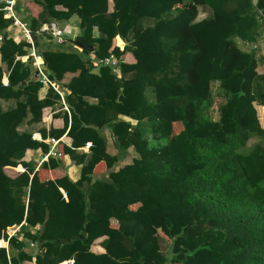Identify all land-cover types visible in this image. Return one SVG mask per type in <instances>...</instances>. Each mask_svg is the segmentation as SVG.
<instances>
[{
	"label": "trees",
	"instance_id": "trees-1",
	"mask_svg": "<svg viewBox=\"0 0 264 264\" xmlns=\"http://www.w3.org/2000/svg\"><path fill=\"white\" fill-rule=\"evenodd\" d=\"M34 2L38 15L22 18L33 36L74 20L81 32L64 42L94 48L38 50L69 111L35 139L61 96H39L32 58H17L29 45L7 37L0 3V238L19 227L0 264H264V0ZM64 133L71 143L40 170L25 160Z\"/></svg>",
	"mask_w": 264,
	"mask_h": 264
},
{
	"label": "crops",
	"instance_id": "crops-1",
	"mask_svg": "<svg viewBox=\"0 0 264 264\" xmlns=\"http://www.w3.org/2000/svg\"><path fill=\"white\" fill-rule=\"evenodd\" d=\"M4 2H5V0H0V3H4ZM13 10H14L15 15L19 19H22L27 14H30L32 16H37L38 13L41 11V7L39 4L35 3L34 0H14ZM4 17H6V16L4 15ZM6 18H8V17H6ZM73 22H74V20L69 21V23L55 22V24H56L58 30L62 31L68 39H74V37L76 35L80 34L81 30L77 26H75L74 25L75 22L74 23ZM44 25H46V24H44ZM44 25H42V26H44ZM6 34H7V37L12 38L15 42L25 41L30 46V43L27 42L26 40H24L22 38L19 39L18 35L20 36V34L17 32V28L14 25H12V19H11V24L6 29ZM0 38H1V35H0ZM32 38H33V44H34V42L36 43V45H37L36 48L39 51L49 49V48H52L53 50H59V48L65 49V50H71V49H74L76 47L71 42H64L63 45L57 46V44L55 42V38L53 36H52V38H49V36H44L42 34V31L39 33H36L35 36H33V34H32ZM117 38H119V37L117 36ZM121 41L122 40H120V38H119L117 40V43H121ZM29 46H27V53L23 54L22 56L17 57L18 59H20L23 62H27V59L29 58V56H28ZM42 61H43V58H42ZM29 64L32 68L31 77L32 76L36 77L37 73H36L35 62H34L33 58L31 59V62H29ZM0 65L4 66L3 61L1 60V55H0ZM43 67H44V71H45L44 61H43ZM71 76H72V74L68 73L64 77L62 84L68 82V80L71 78ZM7 81H8L7 77H6V75H4L2 78V82L6 84ZM42 84H43V87L39 91L40 97H43L45 95L47 88L50 86L49 84H46V83H42ZM57 86L59 87V86H61V84H57ZM59 90H60L62 105L60 107L56 106L52 110L51 109L45 110V113H44L45 115L42 119V122L39 124H36V126L34 127L33 135H32L33 138L38 139V140L42 139L40 132H38L36 130L39 127L45 126L46 129H49L50 126L54 127V128H62L64 126V119L62 118V115H63V113H65V111H69V110H68V106L65 103L64 98H63L64 90H61V89H59ZM49 139H50V137H47L45 139V142L51 143V141H49ZM58 139L60 142H63L67 145H69L71 143V138H69L66 135V133L62 134ZM51 145H52V143H51ZM88 146H89V143L86 146L82 147L81 149L83 151H87ZM42 157H43V155H42L40 149H38V150H27L26 155H25V160L26 161H28L29 159L33 160L35 165H36V169H39V165L41 164V162L47 160V159H42ZM58 160L64 163L65 169H66L69 177L72 180L75 181V180L80 178L81 166L73 164L68 155H64L61 159L58 158ZM22 168H23L22 165H18L13 170L10 167H8L7 170L9 173H16V172H20ZM53 175L54 174H53L52 170H48V171H44V172L40 171L41 177L52 178ZM18 228H19L18 226L8 227L6 230V236L0 238V247H4L7 250V252H9L8 238L11 235H13ZM31 248H32V246L29 245V249H31Z\"/></svg>",
	"mask_w": 264,
	"mask_h": 264
},
{
	"label": "built area",
	"instance_id": "built-area-1",
	"mask_svg": "<svg viewBox=\"0 0 264 264\" xmlns=\"http://www.w3.org/2000/svg\"><path fill=\"white\" fill-rule=\"evenodd\" d=\"M13 5H14V0H5L4 6H3L4 15L6 17L12 19V25H14L17 28V32L20 34V36L18 35L19 39L22 38V39H24L30 43L28 56L33 58V60L35 62L36 73H37V76L40 79V81L42 83L49 84L57 92L60 93V90H59L57 84L54 81H51L47 77V75L44 71L42 56L39 54L37 48L33 44L31 29L29 28L26 21L19 19L15 15L14 10H13ZM39 31H46L47 33H50L55 38L56 43H63L65 40L68 39L62 31L58 30L55 22H50L49 24L42 26ZM122 45H123V43L120 45L121 48H122ZM98 62L101 63L102 65H113L117 62V59L114 58V56L110 55V56L104 57L102 59H99ZM49 141H51V143H52L51 148H50L49 152L42 157V159H47V156L49 154L55 155L54 150H56V145H57L59 139L50 138ZM23 171H24V168H22L20 172H23ZM66 262H68V261H64L62 263H66Z\"/></svg>",
	"mask_w": 264,
	"mask_h": 264
},
{
	"label": "rangeland",
	"instance_id": "rangeland-1",
	"mask_svg": "<svg viewBox=\"0 0 264 264\" xmlns=\"http://www.w3.org/2000/svg\"><path fill=\"white\" fill-rule=\"evenodd\" d=\"M202 16H205V13L203 11H201L199 13L198 17L200 18ZM115 43L117 45H121L123 42L121 41V43H117V40H115ZM259 53L260 54H263L264 53V39H263V41L260 42V50H259ZM257 109H258V115H259V118H260V123L264 127V108H262V107L259 108V106H257ZM212 116L214 118H216V114L214 112H212ZM179 127L181 128V126H180L179 123L178 124H175V131L178 130V129H180ZM256 141H258L256 137L251 138L248 141V143H247V148L251 147ZM263 143H264V141H263ZM247 150L248 149H245V151H247ZM166 244H167L166 242H163V246H166Z\"/></svg>",
	"mask_w": 264,
	"mask_h": 264
},
{
	"label": "water",
	"instance_id": "water-1",
	"mask_svg": "<svg viewBox=\"0 0 264 264\" xmlns=\"http://www.w3.org/2000/svg\"><path fill=\"white\" fill-rule=\"evenodd\" d=\"M77 47H79L80 49H86V50H89V51H92L93 50V46H89V45H81V44H77L76 45ZM102 66L101 63H99L93 70H92V73L94 74H99V70H100V67ZM48 215H49V212L48 210H46V213H45V217L42 221V223L40 224L39 226V234H42L45 230V226H46V221L48 219Z\"/></svg>",
	"mask_w": 264,
	"mask_h": 264
}]
</instances>
